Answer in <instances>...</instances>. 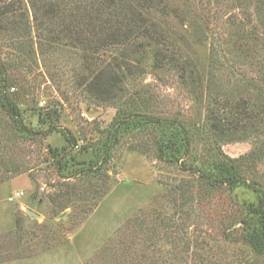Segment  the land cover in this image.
<instances>
[{"label": "rangeland", "instance_id": "1", "mask_svg": "<svg viewBox=\"0 0 264 264\" xmlns=\"http://www.w3.org/2000/svg\"><path fill=\"white\" fill-rule=\"evenodd\" d=\"M98 2L0 19V264H264L258 193L201 176L257 149L242 172L264 187V0H123L165 45L130 8L115 44L68 17Z\"/></svg>", "mask_w": 264, "mask_h": 264}, {"label": "trees", "instance_id": "2", "mask_svg": "<svg viewBox=\"0 0 264 264\" xmlns=\"http://www.w3.org/2000/svg\"><path fill=\"white\" fill-rule=\"evenodd\" d=\"M4 1V0H3ZM6 1V0H5ZM4 1V2H5ZM28 3L35 9V14L33 20L38 21L39 15L48 20H61L66 16L60 8V4L65 3L66 0H27ZM41 1V2H40ZM0 4V19L6 20L8 17L13 15L17 11L16 5L21 4L23 0H10L5 3ZM152 4L154 0H145ZM99 4L95 7L92 6L88 9L86 7L81 9L80 6L76 7L74 13H70L68 17L78 19L80 21H85L88 23H95L96 21L104 20L101 27L98 29L102 35V40L108 44H115L117 42H125L129 39L128 34H131L130 24L123 23L126 16L123 17L121 22L114 20L113 18L119 16L123 13V8H130V13L132 18H136L137 22L135 25L139 28L140 32L138 36H149L153 37L156 40V44L165 45L163 43V38L161 36L160 28L153 22H151L143 14L135 13L131 10V7L128 5V2H123V0H99ZM112 7V9H110ZM62 11V13L60 12ZM29 19V18H28ZM113 21V23H111ZM101 23V22H99ZM134 24V23H133ZM157 36V37H154ZM171 49L165 48V53L169 57V62L176 61L177 58L170 51ZM163 51V50H162ZM160 50L158 53L164 56L166 54L162 53ZM170 52V53H168ZM228 103V102H227ZM228 111L234 116L233 122H244L242 125L243 130H247L250 127H254L258 124L259 114L256 112V103L251 99H238L234 101H229L227 105ZM168 122V121H161ZM238 122L236 124L238 125ZM257 149L247 157H241L238 160L227 159V156L223 155L225 159H216L212 163L211 167L201 173V176L206 179L212 185H218L219 187H236L239 185H245L253 188L259 195V203L254 207V210L259 214L261 219L262 229L259 232L253 233L249 236V241L252 246L257 251H263L264 245V187L261 184H255L251 181H248L242 172V163L246 158L252 157L256 153Z\"/></svg>", "mask_w": 264, "mask_h": 264}, {"label": "water", "instance_id": "3", "mask_svg": "<svg viewBox=\"0 0 264 264\" xmlns=\"http://www.w3.org/2000/svg\"><path fill=\"white\" fill-rule=\"evenodd\" d=\"M30 214L34 215V216H37L36 214H34L33 212H30Z\"/></svg>", "mask_w": 264, "mask_h": 264}]
</instances>
